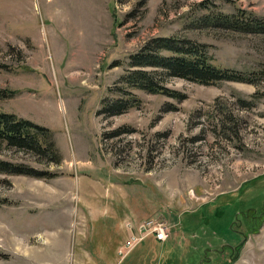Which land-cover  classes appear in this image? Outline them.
Segmentation results:
<instances>
[{
  "label": "rangeland",
  "instance_id": "1",
  "mask_svg": "<svg viewBox=\"0 0 264 264\" xmlns=\"http://www.w3.org/2000/svg\"><path fill=\"white\" fill-rule=\"evenodd\" d=\"M239 10L264 0H0V110L49 127L60 155L0 143L46 175L0 172V264H264V33L199 20ZM176 35L251 80L164 74L182 100L129 88L138 105L100 114L130 96V55ZM150 219L165 244L140 238Z\"/></svg>",
  "mask_w": 264,
  "mask_h": 264
},
{
  "label": "trees",
  "instance_id": "2",
  "mask_svg": "<svg viewBox=\"0 0 264 264\" xmlns=\"http://www.w3.org/2000/svg\"><path fill=\"white\" fill-rule=\"evenodd\" d=\"M204 3H202L203 5ZM208 7V5H206ZM200 23L216 24L242 32L264 33V17L239 10L237 13L218 11L201 17ZM130 68L120 77L126 87L124 94L115 100L105 99L100 114H120L138 105L129 88H140L151 93H161L182 100L184 95L169 88L161 75L177 76L201 84H215L226 80L249 82L251 77L229 68L217 66L212 61L208 46L186 36H158L150 38L142 47L130 55ZM4 92L0 91V97ZM27 149L51 161L59 160V151L53 131L15 113L0 110V143ZM0 172L46 176L45 173L24 165L0 159Z\"/></svg>",
  "mask_w": 264,
  "mask_h": 264
},
{
  "label": "built area",
  "instance_id": "3",
  "mask_svg": "<svg viewBox=\"0 0 264 264\" xmlns=\"http://www.w3.org/2000/svg\"><path fill=\"white\" fill-rule=\"evenodd\" d=\"M146 231V234L142 235L140 238L145 237L148 234H155V236L160 240H167L170 238L172 229L165 221H159L157 219H150L140 225L139 230Z\"/></svg>",
  "mask_w": 264,
  "mask_h": 264
},
{
  "label": "crops",
  "instance_id": "4",
  "mask_svg": "<svg viewBox=\"0 0 264 264\" xmlns=\"http://www.w3.org/2000/svg\"><path fill=\"white\" fill-rule=\"evenodd\" d=\"M177 225H178V223H177ZM173 232V231H172ZM149 235H152L153 237H154V240L157 242H160V243H166L169 239H167V240H165V241H163V240H160V239H158L156 236H155V234H148V236Z\"/></svg>",
  "mask_w": 264,
  "mask_h": 264
},
{
  "label": "bare ground",
  "instance_id": "5",
  "mask_svg": "<svg viewBox=\"0 0 264 264\" xmlns=\"http://www.w3.org/2000/svg\"><path fill=\"white\" fill-rule=\"evenodd\" d=\"M58 235V234H57ZM46 236H48V238L46 237V239L48 240H50V239H52V236H49V235H46ZM45 246H49L50 245V242L49 241H46V242H44L43 243ZM25 249V248H24Z\"/></svg>",
  "mask_w": 264,
  "mask_h": 264
}]
</instances>
